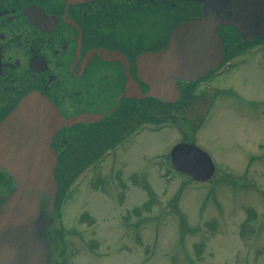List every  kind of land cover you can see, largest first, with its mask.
<instances>
[{
	"label": "rangeland",
	"instance_id": "obj_1",
	"mask_svg": "<svg viewBox=\"0 0 264 264\" xmlns=\"http://www.w3.org/2000/svg\"><path fill=\"white\" fill-rule=\"evenodd\" d=\"M243 59L185 89L180 105L149 112L150 101L139 102L134 118L171 127L141 132L101 161L100 146L63 157L69 173L93 166L61 205L56 194L48 264H264V59ZM179 144L210 157L205 185L169 168Z\"/></svg>",
	"mask_w": 264,
	"mask_h": 264
},
{
	"label": "flooded vegetation",
	"instance_id": "obj_2",
	"mask_svg": "<svg viewBox=\"0 0 264 264\" xmlns=\"http://www.w3.org/2000/svg\"><path fill=\"white\" fill-rule=\"evenodd\" d=\"M250 2L259 7L243 6V12L263 15L264 0H0V126L24 106L39 116L45 104L44 130L38 126L42 118L30 119L38 126L32 128L34 142L42 138L34 152L57 162L55 169L37 163L15 166L13 172L0 166V221L25 218L48 252L51 239L45 229L55 211L58 158L85 157L100 146L95 156L101 161L106 153L132 148L140 126L141 132L170 126L168 121L158 127L151 119L133 117L143 100L150 101L149 112L154 105L170 106L142 98L150 88L139 79L138 60L163 52L182 24L211 20L227 64L199 80H175L180 95L191 86L209 85L229 71L228 62L264 59V29L247 28L236 17L237 6ZM140 22L148 30H139L144 27ZM20 131L15 127L11 134ZM8 154L0 151L3 157ZM51 171L55 185L47 178Z\"/></svg>",
	"mask_w": 264,
	"mask_h": 264
},
{
	"label": "water",
	"instance_id": "obj_3",
	"mask_svg": "<svg viewBox=\"0 0 264 264\" xmlns=\"http://www.w3.org/2000/svg\"><path fill=\"white\" fill-rule=\"evenodd\" d=\"M226 6L225 2H223ZM243 6L259 7V3L240 4L237 6L236 17L240 24L249 28L264 29V13L258 11L244 13ZM231 8V6H229ZM222 42L211 20H192L182 24L170 35L167 48L160 53L145 54L138 60L139 79L150 88V92L142 98L152 97L167 104H174L180 96L176 81L192 82L202 78L214 70L222 60ZM153 67L149 72L148 67ZM141 95V94H140ZM140 98V97H138ZM27 103V102H26ZM25 105V104H24ZM38 116V126L44 130L47 109L41 106ZM34 111L23 107L13 112L0 126V151L9 150L6 157L0 155V166L13 172L15 166H31L34 164H49L55 169L57 162L38 156L41 139L34 142L32 123ZM37 126V127H38ZM20 127L21 131L11 134V130ZM34 130V128H33ZM36 150L37 152H34ZM170 160L176 172L190 178L196 183H206L214 173L210 157L193 145L181 144L170 152ZM53 171V170H52ZM47 178L55 185L53 172ZM39 175V174H38ZM45 173L42 174L43 178ZM53 191V190H52ZM46 246L38 236L34 226L28 224L25 218H15L8 223L4 218L0 221V264H46Z\"/></svg>",
	"mask_w": 264,
	"mask_h": 264
},
{
	"label": "trees",
	"instance_id": "obj_4",
	"mask_svg": "<svg viewBox=\"0 0 264 264\" xmlns=\"http://www.w3.org/2000/svg\"><path fill=\"white\" fill-rule=\"evenodd\" d=\"M155 102L156 101H154V103ZM66 158H69V157H66ZM66 158L62 157L60 159L59 167L57 170V183H58L57 197H59L57 201L58 205H61L63 201L65 202L66 200L69 199V197L72 194L71 190L73 188V184L82 175L83 168L86 165L85 164L84 166H82V168L78 172L72 173L71 171L69 173L68 172L69 170L67 167V163L69 162V160H67Z\"/></svg>",
	"mask_w": 264,
	"mask_h": 264
},
{
	"label": "bare ground",
	"instance_id": "obj_5",
	"mask_svg": "<svg viewBox=\"0 0 264 264\" xmlns=\"http://www.w3.org/2000/svg\"><path fill=\"white\" fill-rule=\"evenodd\" d=\"M46 253H47V250H46Z\"/></svg>",
	"mask_w": 264,
	"mask_h": 264
}]
</instances>
